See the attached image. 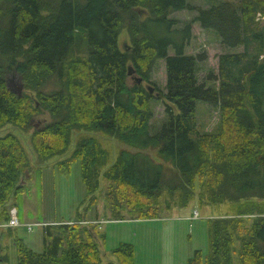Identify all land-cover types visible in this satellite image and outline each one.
<instances>
[{
    "label": "trees",
    "instance_id": "16d2710c",
    "mask_svg": "<svg viewBox=\"0 0 264 264\" xmlns=\"http://www.w3.org/2000/svg\"><path fill=\"white\" fill-rule=\"evenodd\" d=\"M175 10L196 14L178 24L169 16ZM261 17L264 23V0L206 7L185 0H0V127L31 128L36 156L32 163L18 136H0V221L9 217V198L17 208L31 171L66 151L70 132L94 131L133 150L119 149L102 171L107 150L95 137L79 135L69 155L52 163L67 172L68 161H78L86 211L98 198L100 174L106 182L103 207L114 220L156 219L193 198L204 206L222 203L230 214L209 219L207 256L194 250L185 264H264V216L243 224L251 214H264ZM193 22L215 31L225 49L241 47L217 56V89L197 82L200 56L184 51ZM123 25L132 44L121 52L116 37ZM156 59L164 65L167 105L165 119L152 131V95L142 84L126 82V64L148 82ZM12 71L20 76L21 95L8 88ZM46 82L52 84L48 91ZM198 101L218 106L215 135L197 129ZM40 113L50 119L35 127L32 119ZM86 211L68 223L45 224L40 251L17 238L18 264H101L103 235L82 223ZM111 253L116 264H134L127 242Z\"/></svg>",
    "mask_w": 264,
    "mask_h": 264
},
{
    "label": "rangeland",
    "instance_id": "374dc122",
    "mask_svg": "<svg viewBox=\"0 0 264 264\" xmlns=\"http://www.w3.org/2000/svg\"><path fill=\"white\" fill-rule=\"evenodd\" d=\"M185 1H188L191 5L196 7H206L210 3L216 1H228L235 5L238 3V0ZM144 11L145 10H142L140 14L141 18H144L147 14V12L144 13ZM169 14L171 18H176L177 23L180 24L190 20L196 13L195 10H175ZM256 22L258 27L264 25L262 17L258 18ZM191 26V37L184 51L189 55L200 56L195 62V76H197V82L217 89V56L228 51H240L241 47L225 49L215 31L200 28L196 22H193ZM116 42L117 48L121 52L131 48L132 41L125 25L119 28ZM127 66H130V64H126V69ZM130 67L132 68V72L129 74L126 73V82L128 84L134 83V81H136L135 78H138L133 71V67ZM18 76L19 74L16 71L7 73L6 79H9L10 88H16ZM136 84H142L145 90L149 88L151 91L149 93L152 95L153 99L150 102L152 110L150 129L154 131L165 119L164 109L167 105L162 97V94L165 92L163 61L161 59H156L153 62L148 82L140 80V82H136ZM51 88L52 84L46 82L45 90L48 91ZM172 110L174 113L176 112L173 107ZM195 115L196 127L200 134H216L219 127L218 106H212L208 103L198 101L195 107ZM46 119L49 121V115L47 113H40L33 117L32 123L35 127H40ZM8 131L19 137L27 154H29V160L34 163L36 156L29 141L31 128L27 129V131H23L22 128L16 125L5 123L0 127V136ZM70 133V141L67 144L66 151L61 155L48 159L46 162L42 163L39 168H35L31 171L29 177L25 178L26 191L18 197V205L16 208L21 220L19 226L10 227L6 224L7 220L5 222L2 220L0 221V254L4 260L6 259L4 261L0 258V264H18V249H16L17 244L15 241L19 237L26 242L31 249L33 248L39 251L42 249V227L38 224H33L32 229L28 230L26 225L31 222L42 221L45 210L44 206L50 208V213L47 214L55 220L62 219L69 221L75 218L77 212L82 213L86 211L83 208L86 202H82L85 197V192L83 183H81L80 180L78 161L69 160L67 163V172L65 173L60 171L58 165L52 164L55 160L65 158L69 155L74 147L73 141L76 140L79 135L95 137L101 147L107 150L109 160L102 168V171L114 161L119 149L128 151L133 150V148H129L125 144L116 141L114 138L99 132L78 130ZM144 151L154 156L152 150L145 149ZM98 182L99 187L95 193L98 198L88 207L91 209L89 214L93 217L97 214L96 205H98L100 198L103 199V190L106 186V182L101 174ZM262 201L264 202V200ZM13 202L14 199L9 198L7 206L11 207ZM39 205L40 207L38 208ZM225 208V205L222 203L221 205H200L197 204L196 198H193L188 202L187 206L181 209H172L171 212L156 219L134 220L136 218H133L129 220V218L125 217L115 221L109 217L108 210L106 212V218L98 214L97 216L101 218L97 219V231L103 235L98 245L101 264L109 262L116 264L111 251L121 242H127L133 246L134 264H185L186 259L191 256L194 250H199L204 259L208 253L207 223L210 218L219 217L221 214L222 216L229 215L230 212L225 213ZM193 211L197 212L196 219L190 217ZM120 212L124 213V210L122 209ZM128 215L130 216L131 214ZM260 216H264V214H251V216H249L250 218L247 217L246 222L243 224L248 226L253 217ZM95 220H88L89 222L85 224L95 227ZM82 223H84V221H82Z\"/></svg>",
    "mask_w": 264,
    "mask_h": 264
},
{
    "label": "crops",
    "instance_id": "0c3cea01",
    "mask_svg": "<svg viewBox=\"0 0 264 264\" xmlns=\"http://www.w3.org/2000/svg\"><path fill=\"white\" fill-rule=\"evenodd\" d=\"M62 172V171H61ZM62 173H65V172H62ZM42 197H43V195H42ZM40 202H42V201H40ZM41 205V204H40ZM40 205L38 206V208L40 207ZM44 208H45V210H44V213H43V215H44V217L42 218V221L41 222H37V221H35V222H37V223H40L39 224V226H41V227H43L44 226V224H46V223H51V224H55V223H57V222H69V221H66V220H55L53 217H50L48 214L50 213V208H46L45 206H44ZM96 210H97V214H95L94 215V217L91 215V214H89L90 213V210L91 209H89L86 213H85V215H84V219H83V221H84V223H86V222H89L88 220H95V225H96V229H98V220L97 219H99V218H101V217H99V216H97L98 214L99 215H101L102 217H104V218H106L107 217V215H106V210H105V208L103 207V199L102 198H100V200H99V203H98V205H96ZM48 213V214H47ZM105 215V216H104ZM19 217V216H18ZM74 219V218H73ZM73 219H71V220H73ZM19 220H20V217H19ZM114 220V219H113ZM117 220H120V219H116L115 221H117ZM129 220H131V219H129ZM134 220H138V219H134ZM20 222H21V220H20ZM22 222H24V221H22ZM25 223V222H24Z\"/></svg>",
    "mask_w": 264,
    "mask_h": 264
},
{
    "label": "built area",
    "instance_id": "2783aa9c",
    "mask_svg": "<svg viewBox=\"0 0 264 264\" xmlns=\"http://www.w3.org/2000/svg\"><path fill=\"white\" fill-rule=\"evenodd\" d=\"M190 217L192 219H196L197 212L193 211ZM19 223H21V222H20L19 217H18L17 209L15 207H12L11 206L10 209H9V217H8V219L6 221V224L8 226H10V227H12V226L13 227H17V226H19ZM33 224H38L39 225L40 223H37V222H33L32 223L31 222V223H29V224L26 225L27 226V229L28 230H31Z\"/></svg>",
    "mask_w": 264,
    "mask_h": 264
},
{
    "label": "water",
    "instance_id": "95a60500",
    "mask_svg": "<svg viewBox=\"0 0 264 264\" xmlns=\"http://www.w3.org/2000/svg\"><path fill=\"white\" fill-rule=\"evenodd\" d=\"M131 72H132V68H131L130 66H127V72H126V73L129 74V73H131ZM17 79H18L17 86H16V88H13V89L10 88V86H9V79H6V82H7L8 88H9L12 92H15V93H17L18 95H21L23 84H22V82H21V80H20V76H18ZM135 79H136V82H137V83H139L140 80H141V79H139V78H135ZM147 90H148L149 92H151L149 88H147Z\"/></svg>",
    "mask_w": 264,
    "mask_h": 264
}]
</instances>
